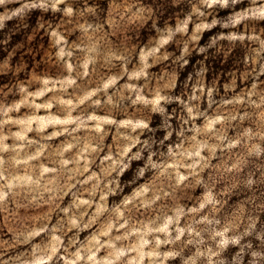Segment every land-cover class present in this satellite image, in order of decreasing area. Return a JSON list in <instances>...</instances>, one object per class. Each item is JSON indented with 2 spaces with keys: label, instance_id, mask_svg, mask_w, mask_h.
<instances>
[{
  "label": "clouds",
  "instance_id": "obj_1",
  "mask_svg": "<svg viewBox=\"0 0 264 264\" xmlns=\"http://www.w3.org/2000/svg\"><path fill=\"white\" fill-rule=\"evenodd\" d=\"M0 264H264V0H0Z\"/></svg>",
  "mask_w": 264,
  "mask_h": 264
}]
</instances>
